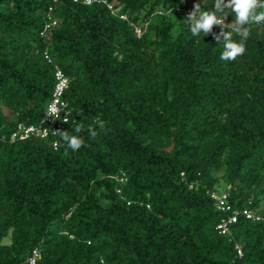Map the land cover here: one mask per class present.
<instances>
[{
    "label": "trees",
    "instance_id": "trees-1",
    "mask_svg": "<svg viewBox=\"0 0 264 264\" xmlns=\"http://www.w3.org/2000/svg\"><path fill=\"white\" fill-rule=\"evenodd\" d=\"M109 1L0 0V264H264V222L219 234L210 195L264 216V22L242 41L225 9L246 51L221 60V28L187 21L215 0ZM55 66L57 131L85 141L67 153L59 134L10 139L40 124Z\"/></svg>",
    "mask_w": 264,
    "mask_h": 264
},
{
    "label": "clouds",
    "instance_id": "clouds-1",
    "mask_svg": "<svg viewBox=\"0 0 264 264\" xmlns=\"http://www.w3.org/2000/svg\"><path fill=\"white\" fill-rule=\"evenodd\" d=\"M112 2V1H110ZM114 3V2H113ZM214 11H202L200 4L194 5L193 10L188 14L187 21L189 23L190 32L193 36H198L201 32L207 36L212 33L214 26H219L221 32L215 35L217 43L223 39L224 51L222 52L221 60H235L238 56L245 53L246 47L243 42H234L231 37V32H224V20L227 15L225 9L231 10L235 14L233 31L238 34L242 41L247 40L250 35V28L244 27L245 25L259 24L264 22V11L257 12V9H264V0H215ZM217 13H223V17L217 15ZM67 81H62L57 85V92L53 94V99L48 103L45 112L46 116L57 119L60 116L61 109H67L68 105L62 103L59 99V95L62 94V89ZM69 113L66 112L64 123H67V116ZM101 127L103 125L101 124ZM83 131L82 125H78L75 128V132L78 134ZM91 138L97 136V132L89 127L87 129ZM54 134H59L62 141L66 144V153L68 149L72 151L79 150L82 146H85V141L79 135H69L68 131H55ZM59 142H57V145Z\"/></svg>",
    "mask_w": 264,
    "mask_h": 264
},
{
    "label": "built area",
    "instance_id": "built-area-1",
    "mask_svg": "<svg viewBox=\"0 0 264 264\" xmlns=\"http://www.w3.org/2000/svg\"><path fill=\"white\" fill-rule=\"evenodd\" d=\"M76 1V0H75ZM85 4H90L93 3L94 1H100L106 4V6L109 9H113V3L110 2L109 0H83ZM55 22L52 21L51 23H47L45 25V28L48 27L50 24H54ZM136 32L138 35H140L141 30L140 28L136 29ZM46 57H48V54H45ZM55 85L52 93V99H53V94L57 92V85L60 84L62 81H67V83L64 85L62 89V94L59 95V99L61 100L62 103L67 102L63 98V93L65 89L68 87L69 80L67 76L62 72L60 68L55 66ZM51 99V100H52ZM68 105V104H67ZM70 113L69 108L67 109H61L60 116L57 119H54L53 117L46 116L44 115L43 119L41 120L39 125H25L23 123H18L16 130H14L11 134V141L15 139H25L31 135H36L42 138H46L51 135H55L54 132L57 131L60 128L64 127V119H65V114ZM67 121L69 120V115L66 117ZM54 145H56V142L54 141ZM211 197L215 200V207L217 210H219L221 213L225 214L222 216L219 220V222L216 225V228L218 230L219 234H230V226L234 222L237 221V217L239 214H242L246 218H251L255 220H261L264 222V216L260 215L259 213H255L251 211L250 209L244 208L241 210H232L231 214H227V211L231 209L230 204L227 203V192L222 191V192H211ZM237 249V253L241 254V246L236 244L235 245ZM38 252L37 250H33L32 255L26 258V263L25 264H36V261L38 259Z\"/></svg>",
    "mask_w": 264,
    "mask_h": 264
},
{
    "label": "rangeland",
    "instance_id": "rangeland-1",
    "mask_svg": "<svg viewBox=\"0 0 264 264\" xmlns=\"http://www.w3.org/2000/svg\"><path fill=\"white\" fill-rule=\"evenodd\" d=\"M223 187H224L223 185L220 186V188H223ZM221 190H222V189H221ZM4 242H5V243H8L9 240H8V239H4Z\"/></svg>",
    "mask_w": 264,
    "mask_h": 264
}]
</instances>
